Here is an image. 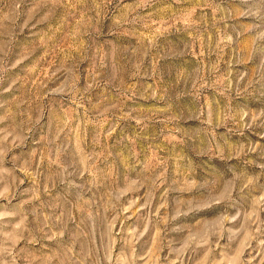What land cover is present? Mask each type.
I'll return each instance as SVG.
<instances>
[{"label":"rangeland","instance_id":"1","mask_svg":"<svg viewBox=\"0 0 264 264\" xmlns=\"http://www.w3.org/2000/svg\"><path fill=\"white\" fill-rule=\"evenodd\" d=\"M0 264H264V0H0Z\"/></svg>","mask_w":264,"mask_h":264}]
</instances>
